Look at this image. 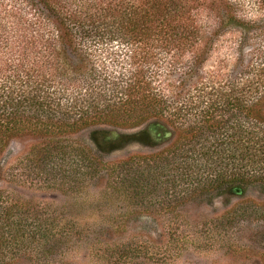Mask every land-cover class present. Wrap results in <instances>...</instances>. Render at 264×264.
<instances>
[{
  "label": "trees",
  "instance_id": "1",
  "mask_svg": "<svg viewBox=\"0 0 264 264\" xmlns=\"http://www.w3.org/2000/svg\"><path fill=\"white\" fill-rule=\"evenodd\" d=\"M242 2L0 0V177L10 143L26 138L41 142L26 177L77 175L86 186L104 172L119 187L133 168L143 176V158L102 169L100 154L121 144L104 128L137 119L141 138L163 142L169 182L209 201L257 191L248 211L264 223V28L238 17ZM86 132L99 136L97 157L66 144ZM51 222L0 188V264L45 262L66 237Z\"/></svg>",
  "mask_w": 264,
  "mask_h": 264
},
{
  "label": "rangeland",
  "instance_id": "2",
  "mask_svg": "<svg viewBox=\"0 0 264 264\" xmlns=\"http://www.w3.org/2000/svg\"><path fill=\"white\" fill-rule=\"evenodd\" d=\"M238 17L264 28V8L257 0H243ZM217 51L211 63L229 54L224 48ZM138 123L129 119L104 128L110 137L118 134L121 144L100 154L102 169L119 171L120 162L143 158V176L133 168L126 182L114 188L107 187L104 172L86 186L77 175L26 177V163L41 142L19 138L10 143L0 188L51 216L54 229L66 234L41 264H264V223L248 211L262 202L257 191L250 190L241 201L231 196L209 201L191 192L189 182H169L157 157L163 142L141 138L146 124ZM98 137L86 132L66 138V144L76 152L87 146L97 157ZM16 164L19 173L10 184L7 172ZM243 210L248 213L235 219Z\"/></svg>",
  "mask_w": 264,
  "mask_h": 264
}]
</instances>
